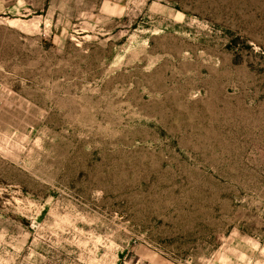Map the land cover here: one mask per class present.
<instances>
[{
    "label": "rangeland",
    "instance_id": "rangeland-1",
    "mask_svg": "<svg viewBox=\"0 0 264 264\" xmlns=\"http://www.w3.org/2000/svg\"><path fill=\"white\" fill-rule=\"evenodd\" d=\"M0 264H264V0H0Z\"/></svg>",
    "mask_w": 264,
    "mask_h": 264
}]
</instances>
